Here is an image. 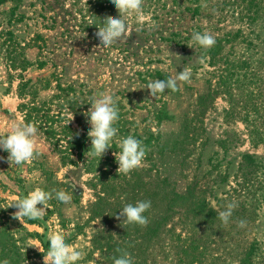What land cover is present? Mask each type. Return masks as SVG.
Returning <instances> with one entry per match:
<instances>
[{
  "label": "rangeland",
  "instance_id": "1",
  "mask_svg": "<svg viewBox=\"0 0 264 264\" xmlns=\"http://www.w3.org/2000/svg\"><path fill=\"white\" fill-rule=\"evenodd\" d=\"M70 2L22 0L13 16L15 2L0 5V134L13 122L34 123L29 109L19 108L31 98L29 87L19 95L23 79L49 80L51 89L40 91L39 101L57 94L55 80L73 86L50 106V114L62 115L58 126L70 124L72 129L88 131L85 113L98 93L109 92L118 97L120 124L115 127L128 132L120 139L151 133L165 144L146 149L142 179L153 188L162 181L178 192L191 187L217 216L210 225L183 208L184 214L173 218L174 233L163 229L150 239L145 226L116 218L124 199L94 207L89 176L81 165L64 164L53 141L38 129L42 154L36 160L10 165L9 153L0 148V218L17 238L18 225L38 234L25 241L30 251L42 255H31L29 264H44V253L36 247L48 250L50 230L66 233V242L83 250L77 264H113L122 252L131 255L133 264H186L192 259L193 264H264V0H144L149 19L143 29L134 17L129 19L130 36L109 48L100 46L95 35L103 20H70ZM205 31L215 37L213 47L188 46L193 32ZM24 61L33 65L26 67ZM40 61L46 64L39 69ZM184 66L192 78L180 82L178 91L166 90L155 98L144 88L150 81L174 77ZM161 110L170 119L159 121ZM73 182L78 183L75 189ZM37 186L72 191V201L65 205L53 197L42 219L21 223L13 218L17 209L8 206ZM139 198L132 204L152 202ZM228 203L237 207L224 224L218 213ZM240 220L245 227L238 226ZM191 233L197 250H187L189 244L183 242Z\"/></svg>",
  "mask_w": 264,
  "mask_h": 264
},
{
  "label": "trees",
  "instance_id": "2",
  "mask_svg": "<svg viewBox=\"0 0 264 264\" xmlns=\"http://www.w3.org/2000/svg\"><path fill=\"white\" fill-rule=\"evenodd\" d=\"M15 2L14 6L10 10V14L13 16L18 4L22 0H0V5L6 2ZM73 5V11L67 15L70 20H103L107 16L118 17V11L114 4L110 0H71ZM1 35V33H0ZM40 51L42 49L38 47ZM26 67H30L33 64L27 61L23 62ZM45 61L37 62V67L43 68ZM25 67V66H24ZM159 73V72H157ZM55 76V75H53ZM52 76V77H53ZM57 77V76H55ZM159 77H161L159 75ZM45 83V84H44ZM54 88L57 94L53 96L49 101H39L38 95L40 91L51 89L50 82L48 79L38 80L33 82L31 79L24 80L19 85V95L22 96L25 89L29 87L31 90L29 101L26 104H21L19 108H28V118L33 120L37 124L38 129L44 136L50 139L55 151L58 153L64 164L72 166H80L86 175L89 176L87 187L94 192L95 198L94 207L102 205L103 202H109V200L119 202L124 199L126 204L132 203L134 199L143 200L147 198L152 200L151 208L144 214H151L148 218L149 223L145 226V230L150 239L156 237L160 232L166 230L167 233H174L175 223L173 218L179 215L181 210L184 208V213L198 214L203 216L212 225L215 223L214 217L217 216L213 208H210L205 200L201 199L196 195L194 189L191 187L185 188L183 192H178L175 189H169L164 187L168 183L162 181L161 187L153 188V184L142 179V172L144 168H138L133 170L131 173L118 174L117 169L119 167L115 156H111L112 153L120 151L117 141L120 139V135L124 133L127 135V130L118 129L117 137L112 141L111 147L107 152L100 158L88 156V152L91 148L90 138L87 136V130L72 129L71 125L58 126L62 121L61 113L50 114L54 100H59L68 91L72 90L71 84L64 85L59 80H55ZM43 85V86H42ZM159 121L170 119L167 116L166 111L157 112ZM118 120L114 126L119 125ZM77 133H79L77 135ZM137 139L141 140L145 149H149L154 146H158L162 149L165 144H159V135L154 136L151 133H147L142 136L136 135ZM157 144V145H156ZM250 158L245 156V159ZM170 184V183H169ZM163 187V188H162ZM58 203H60L58 201ZM16 208L12 207V210ZM191 212H187V211ZM157 211V212H156ZM154 213H157L154 215ZM184 213H180L183 215ZM26 224H34L35 220L25 219ZM129 225V224H128ZM17 232L20 233V237H15V232H11L8 225L3 222L0 218V264H3L4 260H8L9 264H29V260L33 257H41V254L30 251L25 244L28 238L38 237L37 233H30L22 226H17ZM191 237L184 239V243H187V250H197V245H192V233ZM177 239H181V234L176 235ZM194 243V242H193ZM45 245V250L47 249ZM32 255V256H31ZM31 256V257H30ZM186 259H184V262ZM186 264H193V259ZM31 264H43L31 262Z\"/></svg>",
  "mask_w": 264,
  "mask_h": 264
},
{
  "label": "clouds",
  "instance_id": "3",
  "mask_svg": "<svg viewBox=\"0 0 264 264\" xmlns=\"http://www.w3.org/2000/svg\"><path fill=\"white\" fill-rule=\"evenodd\" d=\"M119 12V17L107 16L103 19V23L98 27L95 33L100 41V46L109 48L118 43L121 39L129 37L132 28L129 24V19L135 18L139 29L142 30L144 23L148 21V16L145 14L143 5L144 0H110ZM149 27H154L150 24ZM215 37L209 32H193L191 36V43L204 49H210L215 45ZM177 58H180L176 55ZM203 63V58H201ZM192 78L190 68L185 67L183 71L177 73L174 77L167 79H156L150 81L144 88L150 90L152 97H157L158 94H163L166 90L176 92L179 90V83H189ZM118 97H114L109 92H100L97 98L91 103V107L85 113L88 118L87 123L90 125L87 136L91 141V148L88 156L100 158L111 147L112 141L117 137L118 129L114 124L119 120ZM73 120V115L70 117L69 122ZM68 122V123H69ZM38 127L31 122H13L6 134H0V148L8 152L7 161L10 165L15 164L21 166L30 163L42 154V150L38 148ZM79 133H77L78 135ZM120 151L114 152L116 161L118 162V174H129L143 166L146 157V149L141 140L132 135L126 138H121L117 141ZM76 182L71 185L75 189ZM53 197L59 202L69 205L72 201L73 194L65 191L64 189L57 190L53 188L46 191L39 186L29 191L26 195L18 196L8 207H14L17 211L13 214V218L20 220L21 223L25 220L42 219L49 208V201ZM42 205V207H38ZM237 207L235 203H228L224 211L218 213L219 219L228 224L233 214L234 209ZM151 208V201H137L135 204L128 203L120 211L116 217L118 220L123 218L125 224H136L146 226L149 223L148 218L144 215ZM69 214L71 209L68 210ZM238 226L243 228L246 226V221L240 220ZM49 247L46 252L39 249L44 253V264H77L78 261L84 258L85 253L83 250L76 249L66 242V233L57 230H50L47 234ZM117 252H121L117 249ZM3 264H9L8 260H4ZM113 264H133L131 255L127 252H122L117 258H113Z\"/></svg>",
  "mask_w": 264,
  "mask_h": 264
}]
</instances>
